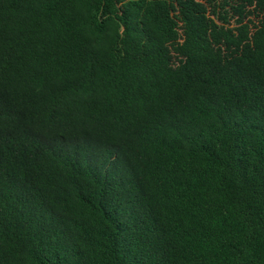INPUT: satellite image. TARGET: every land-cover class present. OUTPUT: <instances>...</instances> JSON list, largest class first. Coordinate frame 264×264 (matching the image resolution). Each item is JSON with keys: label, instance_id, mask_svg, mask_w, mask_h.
Wrapping results in <instances>:
<instances>
[{"label": "trees", "instance_id": "1", "mask_svg": "<svg viewBox=\"0 0 264 264\" xmlns=\"http://www.w3.org/2000/svg\"><path fill=\"white\" fill-rule=\"evenodd\" d=\"M0 264H264V0H0Z\"/></svg>", "mask_w": 264, "mask_h": 264}]
</instances>
